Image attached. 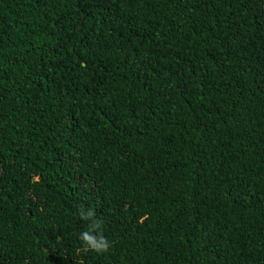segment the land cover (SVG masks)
Returning a JSON list of instances; mask_svg holds the SVG:
<instances>
[{"label": "trees", "instance_id": "1", "mask_svg": "<svg viewBox=\"0 0 264 264\" xmlns=\"http://www.w3.org/2000/svg\"><path fill=\"white\" fill-rule=\"evenodd\" d=\"M0 264H264V0H0Z\"/></svg>", "mask_w": 264, "mask_h": 264}, {"label": "clouds", "instance_id": "2", "mask_svg": "<svg viewBox=\"0 0 264 264\" xmlns=\"http://www.w3.org/2000/svg\"><path fill=\"white\" fill-rule=\"evenodd\" d=\"M78 215L81 220L91 221L86 230L79 234L82 251L96 254L108 252L111 248V242L103 235L102 222L94 218V212L81 207Z\"/></svg>", "mask_w": 264, "mask_h": 264}]
</instances>
